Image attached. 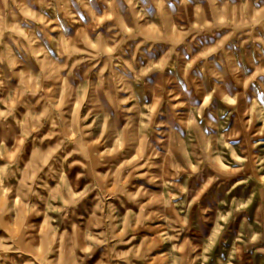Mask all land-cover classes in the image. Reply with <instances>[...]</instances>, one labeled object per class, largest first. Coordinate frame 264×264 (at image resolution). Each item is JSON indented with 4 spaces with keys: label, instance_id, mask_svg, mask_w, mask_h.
Returning a JSON list of instances; mask_svg holds the SVG:
<instances>
[{
    "label": "rangeland",
    "instance_id": "rangeland-1",
    "mask_svg": "<svg viewBox=\"0 0 264 264\" xmlns=\"http://www.w3.org/2000/svg\"><path fill=\"white\" fill-rule=\"evenodd\" d=\"M0 264H264V0H0Z\"/></svg>",
    "mask_w": 264,
    "mask_h": 264
}]
</instances>
